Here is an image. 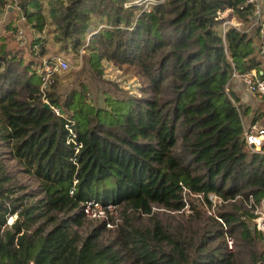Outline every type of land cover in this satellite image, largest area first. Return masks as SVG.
<instances>
[{"label":"trees","instance_id":"16d2710c","mask_svg":"<svg viewBox=\"0 0 264 264\" xmlns=\"http://www.w3.org/2000/svg\"><path fill=\"white\" fill-rule=\"evenodd\" d=\"M15 2L28 30L46 31L62 50L82 49L103 87L94 99L84 81L61 93L52 77L42 91V38L30 37L25 59L10 41L17 22L5 24L0 264H264V233L244 204L249 195L264 197V145L253 151L245 143L242 118L250 111L230 79L233 71L255 70L264 80L260 27L242 31L253 5L46 0L44 13L42 0ZM6 3L0 0V9ZM225 11L241 30L223 26ZM103 60L137 77L140 96L104 79ZM66 119L77 152L67 142ZM183 188L202 199L186 194L185 207ZM209 194L222 200L215 213L222 223L207 213ZM90 199L117 204L120 224L92 225L82 210Z\"/></svg>","mask_w":264,"mask_h":264},{"label":"built area","instance_id":"2783aa9c","mask_svg":"<svg viewBox=\"0 0 264 264\" xmlns=\"http://www.w3.org/2000/svg\"><path fill=\"white\" fill-rule=\"evenodd\" d=\"M254 7L253 18L248 27L242 29V24L238 22L234 17H229V19L224 18L223 26H231L243 32H248L250 29L259 26L260 27V36L264 39V0H247ZM22 36V31H18V37ZM262 55H264V48L261 50ZM70 65L68 61L61 55L57 54L47 58H42L40 62L39 72L42 78L41 88L42 91L48 88V85L52 81V75L57 72H64L69 69ZM231 81L234 79H240L244 84L246 91L251 94H257L260 97L264 98V80H261L255 70L245 74H239L236 71L232 72ZM228 88H226V91ZM46 101V100H45ZM53 111L59 115L58 108L51 107ZM73 122L69 119H66L65 128L68 130L67 142L74 143L76 146L75 152L78 151V147L81 146L76 144V134L72 128ZM243 133L244 139L247 146L253 151H259L264 145V122L253 121L244 125L243 123ZM183 193L185 196V202L187 195L194 198L202 199V193H191L188 189L183 188ZM187 194V195H186ZM209 200L212 203L211 208L208 210V214L214 215L221 223L222 220L218 218L214 212V207L216 204L222 202V200L214 194H209ZM239 197H236L237 199ZM217 202V203H216ZM216 203V204H215ZM248 211L254 215L253 225L257 231L264 233V197L259 201H255L252 195H249L244 202ZM187 207V202L186 206ZM82 210L86 218L92 221H98L103 223L107 228L117 227L122 218L119 215V207L117 204L112 202H101L96 199L86 200L82 205ZM224 230H227V227L223 223ZM225 244L229 252L234 250L233 240L230 233L225 232Z\"/></svg>","mask_w":264,"mask_h":264},{"label":"rangeland","instance_id":"374dc122","mask_svg":"<svg viewBox=\"0 0 264 264\" xmlns=\"http://www.w3.org/2000/svg\"><path fill=\"white\" fill-rule=\"evenodd\" d=\"M230 16L231 14L228 11L222 13V17L226 19H229ZM17 17H18V12L16 10H13V12L1 10L0 34L1 33L5 34V24H7L10 21L17 22L18 31H22V36L18 37V31L14 35L10 34L11 44H13V47L20 48L23 50V56L25 59H30L31 56L29 54V39L32 35L37 36L38 33L32 30H28L24 26V19L23 18L17 19ZM12 38H14V41H12ZM35 49H37V51L39 52L38 48ZM83 53L84 51L82 49L79 50L78 52H74L70 49L62 50L59 48V46L51 44V40H50L47 45H44V55L36 59L41 60L42 58H47L50 56L61 54L68 61L70 67L67 71L57 72L54 75H52V77H54V80L56 81V84L59 87V91L61 93H66L71 88L76 87L79 82L84 81L91 88L92 93L90 96L93 97L92 99H94V96L96 95V90L98 88H102L103 86L101 85L100 81H98L97 83L94 82L93 77L91 76V72L85 62V57ZM101 67L103 70L104 79L117 83L118 86L123 91H126L128 94L140 96L139 88L141 86L140 85L141 83L139 82L138 78L135 77L133 74L126 73L121 69H119L118 67H116L115 65H113L112 63L105 60L101 62ZM241 103L243 104V106L245 105L248 106L250 111V114L242 118L244 125L255 121V120L252 121L253 115L254 116L263 115V117H260V119L258 118L257 121L264 122V98L260 97L257 94H255L254 96L249 95V98ZM186 199L188 202H190L188 196L186 197ZM193 199L196 198L193 197ZM216 205L217 206L214 207L215 213L219 212L220 210L219 206L221 204H216ZM120 209L121 208L119 207V215H120ZM154 210H159V209H154ZM159 212H163V210L160 209ZM89 222L93 225L96 224L98 221L97 222L89 221ZM230 235L233 240V247H234V236L232 234Z\"/></svg>","mask_w":264,"mask_h":264},{"label":"crops","instance_id":"0c3cea01","mask_svg":"<svg viewBox=\"0 0 264 264\" xmlns=\"http://www.w3.org/2000/svg\"><path fill=\"white\" fill-rule=\"evenodd\" d=\"M15 1L16 0H6L7 3L5 4L3 9H0V11L1 10H6L8 12H13V10L17 11ZM42 2H43L44 13H46V10H47L46 9V0H42ZM2 35H3V33L0 34V36H2ZM37 37L42 38L44 45H47L48 42L51 40V44L58 46L57 43L53 42L51 34L46 33V31H43L42 33H38ZM232 84L233 85H232L231 89L240 97V102L246 101L249 98V95H252V96L255 95V94H251V93H248L245 91L246 88H244L245 86L240 79L239 80L234 79Z\"/></svg>","mask_w":264,"mask_h":264},{"label":"water","instance_id":"95a60500","mask_svg":"<svg viewBox=\"0 0 264 264\" xmlns=\"http://www.w3.org/2000/svg\"><path fill=\"white\" fill-rule=\"evenodd\" d=\"M44 107L47 108V109L50 108V106H49V104L47 102L44 103Z\"/></svg>","mask_w":264,"mask_h":264}]
</instances>
